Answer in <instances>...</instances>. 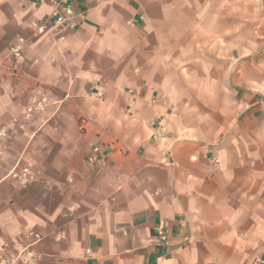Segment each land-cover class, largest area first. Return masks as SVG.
<instances>
[{
  "label": "crops",
  "instance_id": "obj_1",
  "mask_svg": "<svg viewBox=\"0 0 264 264\" xmlns=\"http://www.w3.org/2000/svg\"><path fill=\"white\" fill-rule=\"evenodd\" d=\"M184 1L215 16L196 41L175 38ZM191 1L67 0L76 26L38 33L50 0H0V125L49 97L0 154V257L38 232L30 264H264V0L241 30L237 0L220 22L222 0Z\"/></svg>",
  "mask_w": 264,
  "mask_h": 264
},
{
  "label": "built area",
  "instance_id": "obj_2",
  "mask_svg": "<svg viewBox=\"0 0 264 264\" xmlns=\"http://www.w3.org/2000/svg\"><path fill=\"white\" fill-rule=\"evenodd\" d=\"M34 1V0H31ZM54 7V11L47 18L39 23H35L34 27L38 33L43 32L47 28L67 27L74 28L76 22L74 20L73 7L67 0H50ZM23 51V39H19L13 45L7 48V58L10 60V68H14L15 61L21 56ZM100 96L99 91L96 92ZM49 102L47 92L36 85L31 88L26 96V103L22 110L18 112L8 123L0 125V154L3 153L10 140L23 133L33 118L41 113ZM100 147L93 146L86 156L85 163L88 167H97L100 164ZM41 171L36 164L22 154L11 167L7 176L18 182L21 187H27L31 183L37 182L40 178ZM158 239L167 241L169 232L165 228L157 231ZM29 242L26 247L16 252L14 255L0 257V264H16L21 261L24 264L33 263L39 255L32 250V246L40 242L43 235L38 232L28 233Z\"/></svg>",
  "mask_w": 264,
  "mask_h": 264
},
{
  "label": "rangeland",
  "instance_id": "obj_3",
  "mask_svg": "<svg viewBox=\"0 0 264 264\" xmlns=\"http://www.w3.org/2000/svg\"><path fill=\"white\" fill-rule=\"evenodd\" d=\"M181 1H179L180 3ZM193 3H197V1H191ZM258 2L259 0H237V23L239 26V30L244 29L246 27V22L250 21L247 18H250L253 14L255 15V12L258 10L257 6H258ZM186 1L182 2V7L183 10H179V14H177L175 16V21H181L182 24H175V38H177V41H185V40H190V41H196L198 39V25L201 22L202 24L204 23L207 28L211 27V25L214 22L215 16L213 14V12H209L208 9H203V10H198L197 7H195L194 10L191 9H186L185 5ZM233 3V2H232ZM222 6H223V10H222V15L219 16V22L221 17L224 18H229L228 12H229V7H230V1L229 0H222ZM213 7V1H207V7ZM181 7V8H182ZM233 11V10H232ZM200 12V14H199ZM253 13V14H252ZM177 19V20H176ZM176 23V22H175ZM176 50V49H175ZM184 51V53H186L185 55H189L192 54V52H194L193 54L197 53V48H191V49H187V52L185 48H179L175 51V54H180L177 53V51ZM181 65L176 66L177 69H175V71H182V67ZM184 67H186V65H184ZM179 68V69H178ZM185 70H183L184 72ZM196 72V65H195V70ZM183 78V77H182ZM177 82L179 84H181L182 82L187 83V81L185 80H177ZM188 85V84H186ZM48 105V104H47ZM46 105V106H47ZM45 109V108H44Z\"/></svg>",
  "mask_w": 264,
  "mask_h": 264
}]
</instances>
